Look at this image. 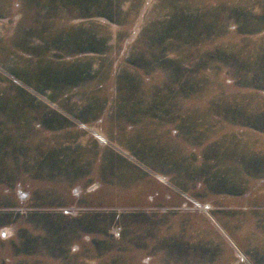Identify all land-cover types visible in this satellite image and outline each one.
<instances>
[{"label": "rangeland", "instance_id": "rangeland-1", "mask_svg": "<svg viewBox=\"0 0 264 264\" xmlns=\"http://www.w3.org/2000/svg\"><path fill=\"white\" fill-rule=\"evenodd\" d=\"M0 264H264V0H0Z\"/></svg>", "mask_w": 264, "mask_h": 264}, {"label": "trees", "instance_id": "trees-1", "mask_svg": "<svg viewBox=\"0 0 264 264\" xmlns=\"http://www.w3.org/2000/svg\"><path fill=\"white\" fill-rule=\"evenodd\" d=\"M49 75H50V73H49Z\"/></svg>", "mask_w": 264, "mask_h": 264}]
</instances>
